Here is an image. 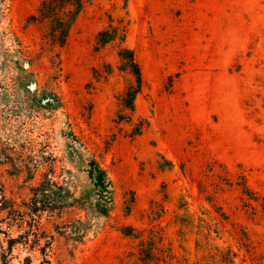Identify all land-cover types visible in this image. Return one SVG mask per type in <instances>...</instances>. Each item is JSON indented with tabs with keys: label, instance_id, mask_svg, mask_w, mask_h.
I'll return each instance as SVG.
<instances>
[{
	"label": "rangeland",
	"instance_id": "1",
	"mask_svg": "<svg viewBox=\"0 0 264 264\" xmlns=\"http://www.w3.org/2000/svg\"><path fill=\"white\" fill-rule=\"evenodd\" d=\"M39 3L0 0L6 263L264 264V0H89L62 48ZM109 24L124 43L97 44Z\"/></svg>",
	"mask_w": 264,
	"mask_h": 264
},
{
	"label": "trees",
	"instance_id": "2",
	"mask_svg": "<svg viewBox=\"0 0 264 264\" xmlns=\"http://www.w3.org/2000/svg\"><path fill=\"white\" fill-rule=\"evenodd\" d=\"M89 0H40L38 15L42 19L47 20L49 26V37L52 43L58 45L62 48L67 40L69 31L84 6L88 3ZM127 0H125L126 2ZM37 16H32L29 20H36ZM125 35L119 30L118 27L112 26L109 24L106 28L101 30L96 36V42L99 46H105L107 44H111L114 42L124 43ZM118 57L122 63V68L125 72H127L133 78V83H131L122 99V105L125 109L133 111L134 110V100L136 95L140 91L141 87V73L138 63L135 60L134 53L132 50L122 47L119 49ZM92 179L94 185L100 187L103 190L104 184V171H102L99 167L91 165ZM36 203L34 201L31 202L30 213L32 214L39 211V207H36ZM38 204V203H37ZM44 207V206H43ZM97 208L100 209L99 205ZM0 213L5 214L2 221H6V225L9 228L8 222L15 221H24V215L18 209H16V205L13 201L7 199L1 189L0 186ZM33 223L35 222L32 219ZM22 223V222H21ZM32 223V226H33ZM134 230L130 227H126L123 229V234L127 236L136 237L137 234H133ZM1 234L7 236L8 234L5 231H0ZM15 240L8 239L6 250L0 245V258L2 264H7V260L3 258L4 252H11ZM29 264V259L26 260ZM11 264V263H10ZM207 264H238L235 260V255L231 253L230 250L219 251L216 250V253L209 256V260H207Z\"/></svg>",
	"mask_w": 264,
	"mask_h": 264
},
{
	"label": "water",
	"instance_id": "3",
	"mask_svg": "<svg viewBox=\"0 0 264 264\" xmlns=\"http://www.w3.org/2000/svg\"><path fill=\"white\" fill-rule=\"evenodd\" d=\"M49 101V100H48Z\"/></svg>",
	"mask_w": 264,
	"mask_h": 264
}]
</instances>
